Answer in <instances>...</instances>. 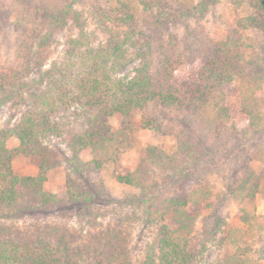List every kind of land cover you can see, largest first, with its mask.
Masks as SVG:
<instances>
[{
  "label": "trees",
  "instance_id": "1",
  "mask_svg": "<svg viewBox=\"0 0 264 264\" xmlns=\"http://www.w3.org/2000/svg\"><path fill=\"white\" fill-rule=\"evenodd\" d=\"M15 1L20 17L0 10V22L20 44L14 59H0V106L20 111L15 124L0 125V264H251L246 236L264 230V215L255 210L264 175L253 164L264 162L262 0H230L236 36L217 38L200 25L189 27L182 43L160 30L181 19L183 0ZM72 27L61 54L51 59L56 37ZM252 28L262 39L246 36ZM186 63L197 67L196 78L175 82V71ZM150 107L175 113L182 129L174 151L149 145L136 168L117 177L143 192L129 201L156 224L142 257L133 258L117 227L85 230L47 221L69 206L93 214L101 190L91 176L118 163L131 146L132 113L145 111V127L161 131ZM116 114L119 128L110 123ZM13 136L18 153L40 159L35 175L14 170L7 145ZM83 150L92 158L84 160ZM60 155L69 168L66 199L45 189ZM227 161L235 166L225 195L240 203L248 228L233 230L239 238L230 239L235 251L225 260L203 263L200 253L225 225L214 216L212 207L222 198L207 175ZM201 217L202 249L194 251Z\"/></svg>",
  "mask_w": 264,
  "mask_h": 264
},
{
  "label": "rangeland",
  "instance_id": "2",
  "mask_svg": "<svg viewBox=\"0 0 264 264\" xmlns=\"http://www.w3.org/2000/svg\"><path fill=\"white\" fill-rule=\"evenodd\" d=\"M181 19L172 22L164 30H160L164 38L169 37V32L175 33L182 43L189 27H198L204 25L209 34H213L217 38L227 36H236L233 32L236 16L231 11L230 0H183L177 8ZM0 10L6 12L14 10L12 14L20 17L22 9L17 5L15 0H0ZM86 12L87 9L83 8ZM264 18V11L262 12ZM72 28L63 30L56 38L58 43H54L52 47L51 59L58 57L63 49L65 40L73 31ZM91 29L101 36L95 25H91ZM253 42L262 39L263 35L257 29H250L246 32ZM20 49L19 40L15 32L8 25L0 22V59L2 62H9L16 56ZM133 69L129 66L125 73L131 72ZM197 67L186 63L181 65L174 73L175 82L183 80H192L197 76ZM159 117L161 131L151 128H146L143 124V116L145 111L135 110L132 113V121L135 126V132L129 149L122 155L118 163L107 164L99 174H92L91 182L97 189L101 190L99 201L94 208L93 214L85 213L78 207H67L64 212L53 214L46 217L47 221L58 222L62 225H68L76 229L90 230L101 229L107 227H117L128 238V246L131 255L134 259L142 257L145 246L153 239L156 224L146 219L143 212L144 207H139L135 201H129L130 198L137 199L142 196V191L136 187H131L122 184L117 177L120 174H125L136 168L142 157L145 155L149 145H158L167 152L171 153L177 147V134L182 127L176 121V114L163 112L162 110L150 107L148 112ZM20 111L10 104L0 106V125L8 123L15 124L19 119ZM15 117V118H14ZM14 118V119H13ZM122 116L119 114L113 115L110 118V123L114 128H119L121 125ZM19 139L15 136L11 137L7 145L14 152L13 168L23 175H35L38 171L40 159L35 156H24L17 152ZM81 156L84 160H89L92 155L86 151H81ZM62 163L52 169L48 174L45 183V189L57 194L59 197L66 199V178L69 173V168L63 156L59 157ZM258 173L264 175V162L255 161L253 163ZM233 161H227L218 170L207 175V182L211 185L215 193L221 194L222 200L218 206L212 209L215 210V215L224 221L225 225L219 232V237L215 242L208 244V248L200 253L203 263L217 262L225 260L234 251V246L231 245L230 239H237L238 234L233 232L234 229L240 228L246 231L248 226H244L240 218V203L236 202L230 194L225 195L227 184L230 182L229 173L234 168ZM195 183H191L189 188ZM262 191H260L255 199V210L258 214L264 215V180L262 181ZM225 195V196H224ZM224 196V197H223ZM128 200V201H127ZM253 206L250 205V208ZM208 210L204 212L207 214ZM5 221L3 218L0 222ZM203 222L202 217L198 221L197 228L192 236V250L200 251L203 241ZM240 233V232H239ZM220 238H224L221 242ZM246 240L252 246V251L249 253L251 264H264V230L261 234H247Z\"/></svg>",
  "mask_w": 264,
  "mask_h": 264
},
{
  "label": "water",
  "instance_id": "3",
  "mask_svg": "<svg viewBox=\"0 0 264 264\" xmlns=\"http://www.w3.org/2000/svg\"><path fill=\"white\" fill-rule=\"evenodd\" d=\"M262 2L264 3V0H262Z\"/></svg>",
  "mask_w": 264,
  "mask_h": 264
}]
</instances>
